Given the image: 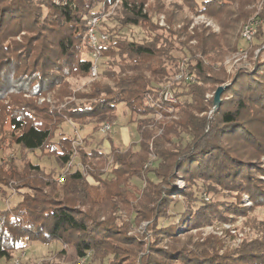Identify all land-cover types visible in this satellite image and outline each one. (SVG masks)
I'll return each instance as SVG.
<instances>
[{"label": "trees", "instance_id": "trees-1", "mask_svg": "<svg viewBox=\"0 0 264 264\" xmlns=\"http://www.w3.org/2000/svg\"><path fill=\"white\" fill-rule=\"evenodd\" d=\"M183 1L193 14L218 22L222 32L205 26L189 32L187 22L174 28L179 13L165 10L163 0L151 5L146 0H0V136L8 135L24 154L40 150L54 156L60 169L76 150L80 161L91 165L94 180L76 171L58 184L55 173L46 174L30 159L22 171L14 161L0 165V192L14 182L21 197L11 209L0 208V261L9 262L30 243H61L59 255L72 248L74 264H264V221L250 218L242 203L247 194L253 208L264 207L263 51L255 56L260 46L253 45V68L240 69L228 85L223 68L212 66L240 49L238 27L255 0ZM116 2L110 22L102 20L98 27V34L107 35L100 43L98 78L75 93L68 79L89 77L93 65L87 20L104 17ZM261 19L259 40L264 5ZM132 27L145 31V38L127 36L125 29ZM184 59L195 82L173 80ZM166 84L175 105L159 95ZM208 85L213 93L227 86L213 116L208 114L214 107V98H206ZM50 93L54 103L47 102ZM40 98L45 100L38 103ZM119 105L140 135L126 150L110 132L109 154L100 147L86 150L88 138L75 148L70 136L55 141L66 122L93 132L106 122L115 124ZM159 113L172 120L157 121ZM152 125H159L162 134ZM110 160L112 177L103 179ZM179 178L184 188L176 185ZM133 179L144 186L131 184ZM178 202L183 205L178 223L162 226ZM240 216L256 233L238 246L218 234L192 232L232 224ZM143 223L144 232L137 231ZM230 232L223 235L230 237Z\"/></svg>", "mask_w": 264, "mask_h": 264}, {"label": "rangeland", "instance_id": "rangeland-1", "mask_svg": "<svg viewBox=\"0 0 264 264\" xmlns=\"http://www.w3.org/2000/svg\"><path fill=\"white\" fill-rule=\"evenodd\" d=\"M102 1V0H101ZM97 1V2H101ZM155 0H146V4L151 5L155 4ZM164 1V6L165 10H175L177 11L178 16L176 18V25L174 28L179 29L180 27L184 26L185 23H189L188 30L191 32L195 27L199 26H205V27H210L211 30L217 34H220L221 28L218 24L213 19L207 18L205 15H195L191 12L190 8L185 5L183 0H163ZM198 2H202L205 0H197ZM176 3L179 5H182V9H175L174 7L177 6ZM264 5V0H255L254 4L251 6L247 7V10L251 12L250 16L241 22L239 24V33L241 34L242 28L251 20H258L259 25H258V30L259 26L263 23V19H261V12L263 9ZM118 6V2L115 3V5L112 7L111 11L106 14L104 17L103 16H98L100 17V23L101 24L102 20H105L106 22H110L109 16L115 14L114 10ZM179 11V12H178ZM164 14L160 16V25L164 26L165 25V20H164ZM90 18L87 20V26H88V21ZM99 27V26H98ZM257 30V32H258ZM127 36L133 39L141 40L145 38L146 33L143 31L141 28H127L125 29ZM239 34V38L241 37ZM23 35V34H21ZM20 39V37H18ZM191 44H196V42H191ZM253 45L260 46L256 51H255V56H258L260 51H263V57H264V37L262 39H258L257 35L256 38L253 40L251 43H246L243 41L240 42V49L246 52V57H244L242 60H240L238 63H235L234 61L238 59L237 53L239 52L236 51L234 53H230L225 56L224 61L222 63H217L213 64V68L218 70L220 68H223L225 75L227 76V80L225 85H228L229 83L232 82V80L236 77L237 73L239 72L240 69L244 68H249L252 69L254 65V61H251L250 58V53L249 50L252 48ZM254 60V59H252ZM101 62V57L98 60V69L100 66ZM99 71V70H98ZM71 88L73 91L76 92H83L85 89L97 78H90L89 77H76V78H69L68 79ZM224 86V85H222ZM208 92L206 93V98L211 99L214 98V94L212 91V86H207ZM47 102L49 103H54L53 96L52 94H48ZM45 99L40 98L38 100V103H42ZM71 101H76L79 102V100H76V98H71ZM213 108H211L210 111H213ZM208 112L210 116L214 115V112ZM211 113V114H210ZM213 114V115H212ZM117 115H118V121L115 124L112 123H104L101 125V128L98 132H93L92 127L88 128H82L81 126L72 123V122H66L63 124V126L58 130L55 141H57L61 136H70L71 138H74L73 142V147L75 148L76 146L83 145L85 142V138H88L87 140L90 142V145H86V150H89L91 148L95 147H100L101 150L105 154H109L111 149L109 142L107 140V133L110 132L112 137L116 140V143L122 150H126L130 144L132 143H138L140 140V135L137 130V125L135 123L130 122V113L126 111L125 107L123 105H119L117 108ZM175 118V117H174ZM157 121L160 122H169L172 120V118H164L160 116H156ZM105 124H111L112 128L109 131H103V126ZM151 129L155 130L157 135H161L163 130L162 128L159 127V125H152L150 126ZM185 139L188 140L187 136H184ZM74 159L72 160L73 162V167L68 169V165L65 168L60 169L58 167L57 160L55 159L54 156H48L45 154L44 151H36L35 153L32 154H24V152L21 150V148L17 145H12L10 144L8 135L5 137L0 136V165H7L11 161L15 162V165L22 171L24 167V163L30 159L33 164H38L41 166V168L44 170L46 174L50 173H55V181L58 182V184H62L65 180V176L68 173L80 171L83 176L89 180L91 183H94L93 178L90 175V172L92 171L91 165L84 164L80 161L78 152L75 150L74 151ZM262 162V167L264 169V156L261 158ZM113 163L112 160L109 161V164L107 165V168L105 169L102 178L103 179H110L112 177V170H113ZM60 176H63V180L59 181ZM151 178L154 179L153 175H151ZM260 178L264 181V175L262 174ZM131 184H134L138 186L139 188H142L144 186V181L139 180V179H133L131 181ZM176 185L178 187H183L184 188V180L179 178L176 180ZM206 200H210L211 196L204 194L203 195ZM21 201V197L19 196V193L17 190L14 188V182H11L10 186L8 188H5L4 193L1 191L0 192V208H5V209H11L13 206L18 204ZM242 203L244 206L249 208V216L250 218H256L258 220L264 221V207L260 208H253V203L251 202L249 196L247 194H243V199ZM84 209V208H83ZM183 210V205L182 202H178L176 205L173 206L171 213L173 214V217L167 220H161V225L165 226L168 224H174L178 223L179 221V216L181 211ZM245 220L246 218L243 216L238 217L237 221L232 224H216L214 226H207V227H202L198 230L192 231L193 234H197L198 232L201 233L202 236H207L209 234H218L224 237L226 242L231 245V246H238L241 242L242 239L245 236H249V238H253L255 236V231L250 229L249 227L245 226ZM147 224L143 223L137 231L139 232H144L145 226ZM184 226L180 227V230L183 229ZM234 227H238V229L234 230ZM185 229V228H184ZM225 230H231V236H225L223 235V232ZM233 236V237H232ZM63 245L61 243H54L52 245L46 246L40 243H30L24 247H22L20 250H18L16 253H14L13 258L9 261L6 262L4 259L0 261V264H43L44 261L49 260L53 261L56 264H74L76 262L75 258V253L72 248H69L66 255L61 256L59 253L62 251ZM85 260H81L78 264H86Z\"/></svg>", "mask_w": 264, "mask_h": 264}, {"label": "built area", "instance_id": "built-area-1", "mask_svg": "<svg viewBox=\"0 0 264 264\" xmlns=\"http://www.w3.org/2000/svg\"><path fill=\"white\" fill-rule=\"evenodd\" d=\"M94 1H101V0H94ZM100 23V17L95 16V17H91L90 20L88 21V26H87V31H86V40L87 43L90 47V55L93 61V65L91 68V72H90V78H98V60L101 57V50H100V43L102 40H106L107 39V35L105 34H98V26ZM258 25H259V21L258 20H251L249 21L243 28H242V32H241V37L243 39L244 42L246 43H251L253 42V40L256 37L257 34V30H258ZM238 55V59L235 60V63H238L240 60H242L244 57H246V52H244L242 49L239 50V52L237 53ZM186 59L182 60L180 62V67H181V71L175 75L173 77V80L175 81H190V82H195V79L193 76L189 75V73L186 71ZM244 68V67H243ZM170 84H166L163 86V88L159 91V95L161 97V99H163L165 102H167L170 105H175L177 103V99L174 96L171 88H170ZM173 109H170V112ZM211 113L215 112V108H213V111H210ZM210 113V114H211ZM158 116L163 117L162 114H158ZM112 128L111 124H105L103 126V131H109ZM71 167H73V162L71 161L68 164V169H70ZM63 176H60L59 181H62ZM16 264H18L16 262Z\"/></svg>", "mask_w": 264, "mask_h": 264}, {"label": "water", "instance_id": "water-1", "mask_svg": "<svg viewBox=\"0 0 264 264\" xmlns=\"http://www.w3.org/2000/svg\"><path fill=\"white\" fill-rule=\"evenodd\" d=\"M227 86H220L214 94V108L215 111L219 108V106L221 105L222 99L221 96L224 93V91L226 90Z\"/></svg>", "mask_w": 264, "mask_h": 264}, {"label": "crops", "instance_id": "crops-1", "mask_svg": "<svg viewBox=\"0 0 264 264\" xmlns=\"http://www.w3.org/2000/svg\"><path fill=\"white\" fill-rule=\"evenodd\" d=\"M115 140V139H114ZM109 142V141H108ZM115 142H116V140H115ZM117 144V143H116ZM109 145H110V142H109ZM118 145V144H117ZM110 149H111V145H110Z\"/></svg>", "mask_w": 264, "mask_h": 264}]
</instances>
